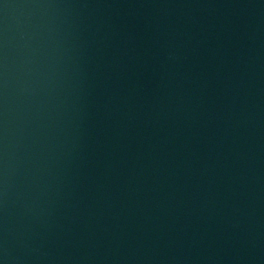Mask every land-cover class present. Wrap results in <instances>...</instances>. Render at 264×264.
<instances>
[{
  "label": "water",
  "instance_id": "obj_1",
  "mask_svg": "<svg viewBox=\"0 0 264 264\" xmlns=\"http://www.w3.org/2000/svg\"><path fill=\"white\" fill-rule=\"evenodd\" d=\"M0 264H264V0H0Z\"/></svg>",
  "mask_w": 264,
  "mask_h": 264
}]
</instances>
